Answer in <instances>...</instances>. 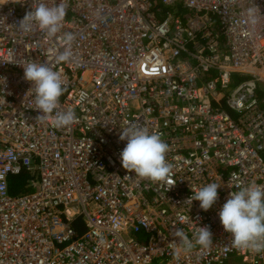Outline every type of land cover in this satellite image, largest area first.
Wrapping results in <instances>:
<instances>
[{
	"label": "built area",
	"instance_id": "2783aa9c",
	"mask_svg": "<svg viewBox=\"0 0 264 264\" xmlns=\"http://www.w3.org/2000/svg\"><path fill=\"white\" fill-rule=\"evenodd\" d=\"M60 2L0 0V264H264L218 216L235 185L264 186V0H63L54 38L20 30ZM33 61L60 74L52 115L70 109L72 125L37 117L20 65ZM132 125L168 144L170 188L122 167ZM209 183L221 186L204 211L187 199ZM197 226L212 245L178 253L175 228L194 239Z\"/></svg>",
	"mask_w": 264,
	"mask_h": 264
},
{
	"label": "clouds",
	"instance_id": "9594fccd",
	"mask_svg": "<svg viewBox=\"0 0 264 264\" xmlns=\"http://www.w3.org/2000/svg\"><path fill=\"white\" fill-rule=\"evenodd\" d=\"M65 15L66 5L63 0L52 7L39 3L35 9L25 13L19 21V28L25 34L39 29L49 38H54L61 29ZM74 39L72 33L64 34L63 42L66 47L56 57L58 62L70 60ZM20 65L23 67L24 79L34 89V108L41 113L37 117L47 120L51 116V125L57 129L72 125L77 120L74 111L69 109L52 115L65 90L60 74L49 66L34 61ZM119 139L127 141L120 152V162L125 170L151 182L166 184L168 188L175 183L170 180L172 166L166 162L168 144L161 139L160 134L132 125L120 132ZM220 186L209 183L196 190L187 201L190 204L193 200L199 201V207L207 211L217 202V190ZM235 187L238 190L229 193L228 199L218 212L220 223L224 231L231 234L233 248L255 253L264 252V186L251 183L248 186ZM189 218L181 217V222H186ZM174 234L180 245L177 248L178 253L181 250L190 251L195 245L208 248L213 243L212 232L208 226H197L194 239H189L180 228H175Z\"/></svg>",
	"mask_w": 264,
	"mask_h": 264
},
{
	"label": "trees",
	"instance_id": "16d2710c",
	"mask_svg": "<svg viewBox=\"0 0 264 264\" xmlns=\"http://www.w3.org/2000/svg\"><path fill=\"white\" fill-rule=\"evenodd\" d=\"M237 81V78L235 79ZM261 93V92H259ZM29 179V173L26 170L21 171L19 174L11 175L8 178V192L12 195L19 194L26 191L25 185ZM81 231V229H79Z\"/></svg>",
	"mask_w": 264,
	"mask_h": 264
},
{
	"label": "rangeland",
	"instance_id": "374dc122",
	"mask_svg": "<svg viewBox=\"0 0 264 264\" xmlns=\"http://www.w3.org/2000/svg\"><path fill=\"white\" fill-rule=\"evenodd\" d=\"M261 155H262V157H263V160H264V151H262V152H261Z\"/></svg>",
	"mask_w": 264,
	"mask_h": 264
}]
</instances>
